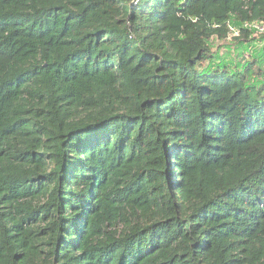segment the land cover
I'll list each match as a JSON object with an SVG mask.
<instances>
[{
    "label": "trees",
    "instance_id": "trees-1",
    "mask_svg": "<svg viewBox=\"0 0 264 264\" xmlns=\"http://www.w3.org/2000/svg\"><path fill=\"white\" fill-rule=\"evenodd\" d=\"M251 21L264 0H0V264H264V70L209 64Z\"/></svg>",
    "mask_w": 264,
    "mask_h": 264
},
{
    "label": "rangeland",
    "instance_id": "rangeland-1",
    "mask_svg": "<svg viewBox=\"0 0 264 264\" xmlns=\"http://www.w3.org/2000/svg\"><path fill=\"white\" fill-rule=\"evenodd\" d=\"M256 40H259L260 42H253V44L248 48H245L246 44H239V42H237L238 40H235L234 35L232 34H230L223 43L216 41L215 39L211 40L210 46L216 53V59L209 64L211 67L217 64L237 66V63H242L244 59L250 56L251 52L260 57L259 65L260 68L264 70V48H262L264 47V37H259ZM217 47L219 48L217 49ZM206 65L208 64L206 63ZM256 82L257 81H254V83Z\"/></svg>",
    "mask_w": 264,
    "mask_h": 264
},
{
    "label": "built area",
    "instance_id": "built-area-1",
    "mask_svg": "<svg viewBox=\"0 0 264 264\" xmlns=\"http://www.w3.org/2000/svg\"><path fill=\"white\" fill-rule=\"evenodd\" d=\"M230 29V34L234 36H238L241 30H244L250 33L251 37H259L264 35V22L263 21H251V22H243L240 27L239 26H232L231 24L228 25ZM229 34V35H230ZM228 38V37H227Z\"/></svg>",
    "mask_w": 264,
    "mask_h": 264
}]
</instances>
